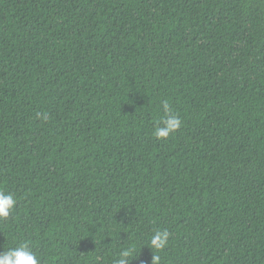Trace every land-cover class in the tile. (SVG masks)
<instances>
[{
  "label": "trees",
  "instance_id": "16d2710c",
  "mask_svg": "<svg viewBox=\"0 0 264 264\" xmlns=\"http://www.w3.org/2000/svg\"><path fill=\"white\" fill-rule=\"evenodd\" d=\"M0 191L40 264H264V0H0Z\"/></svg>",
  "mask_w": 264,
  "mask_h": 264
},
{
  "label": "clouds",
  "instance_id": "9594fccd",
  "mask_svg": "<svg viewBox=\"0 0 264 264\" xmlns=\"http://www.w3.org/2000/svg\"><path fill=\"white\" fill-rule=\"evenodd\" d=\"M163 115L160 117L153 135L157 140H166L181 126L178 116L172 111L167 100L161 101ZM46 119V116H45ZM17 201L13 193L0 191V220H7ZM169 232L167 229L155 230L148 241L147 247L157 252L168 244ZM133 249L125 248L119 253L115 264H130ZM159 255H152L151 264H159ZM0 264H40V258L26 243L20 244L7 251H0Z\"/></svg>",
  "mask_w": 264,
  "mask_h": 264
}]
</instances>
